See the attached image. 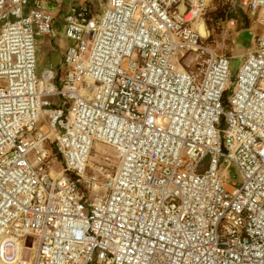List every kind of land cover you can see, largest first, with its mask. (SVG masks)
Returning a JSON list of instances; mask_svg holds the SVG:
<instances>
[{
  "label": "built area",
  "instance_id": "2783aa9c",
  "mask_svg": "<svg viewBox=\"0 0 264 264\" xmlns=\"http://www.w3.org/2000/svg\"><path fill=\"white\" fill-rule=\"evenodd\" d=\"M102 1L0 0V261L264 264V0L239 2L263 35L236 78L197 28L210 0Z\"/></svg>",
  "mask_w": 264,
  "mask_h": 264
},
{
  "label": "rangeland",
  "instance_id": "374dc122",
  "mask_svg": "<svg viewBox=\"0 0 264 264\" xmlns=\"http://www.w3.org/2000/svg\"><path fill=\"white\" fill-rule=\"evenodd\" d=\"M89 5H95L102 13L105 9V3L102 0H87ZM240 0H210L209 7L204 15L205 27H203V36L207 35L209 44L221 54H226L231 58L233 78H236L240 67L242 66L245 56L255 48L256 37L263 35V30L257 22V28H250L247 30H240L241 23L245 19L246 8L240 5ZM232 15V16H231ZM231 20L237 21V26L230 25ZM253 24V23H252ZM63 24L59 25L60 29L56 32V42L61 39L63 35ZM256 26V23L252 25ZM39 70L44 66L56 62L53 53L49 51L50 38H39ZM61 43V42H60ZM60 46L59 48H61ZM60 55V54H59ZM192 59L187 58L183 61L184 65L191 64ZM42 125H47V121L42 119ZM96 151H107L115 161L116 152L113 148L102 143H97ZM224 168V167H223ZM52 172L58 174L61 172V167L54 165ZM225 182L227 184H239L242 182L240 173L231 167L225 174ZM21 245L24 249L23 256L26 259H31L34 250L37 248L38 239L32 235L21 239Z\"/></svg>",
  "mask_w": 264,
  "mask_h": 264
},
{
  "label": "crops",
  "instance_id": "0c3cea01",
  "mask_svg": "<svg viewBox=\"0 0 264 264\" xmlns=\"http://www.w3.org/2000/svg\"><path fill=\"white\" fill-rule=\"evenodd\" d=\"M87 2H88L87 0H51V5H53V7L56 8V9L59 8L60 10H67V9H69L71 7H76V6H80V5H88ZM245 16L250 21V28L252 27V28H257L258 29L257 22L252 20V19H250L246 12H245ZM252 23L253 24L256 23V26L253 27ZM59 29H60V27L57 26L56 32L59 31ZM56 32H55V35L52 38H50L51 39V42H50L51 44H50V47H49V51L53 53L54 57H57L56 58V62H52L51 63L53 65H59L60 63H62L63 54L65 53V51H66V49H67V47L69 45V42L66 40V38L64 36V32H63V35H62L61 39H59V41L56 42ZM60 46H62V47L59 48ZM231 58H232V56H231Z\"/></svg>",
  "mask_w": 264,
  "mask_h": 264
},
{
  "label": "trees",
  "instance_id": "16d2710c",
  "mask_svg": "<svg viewBox=\"0 0 264 264\" xmlns=\"http://www.w3.org/2000/svg\"><path fill=\"white\" fill-rule=\"evenodd\" d=\"M249 28H250V21L247 19V17H245L244 21H242V23H241V29L240 30H247ZM228 95H229V92H226L224 95V102L227 101Z\"/></svg>",
  "mask_w": 264,
  "mask_h": 264
},
{
  "label": "bare ground",
  "instance_id": "6f19581e",
  "mask_svg": "<svg viewBox=\"0 0 264 264\" xmlns=\"http://www.w3.org/2000/svg\"><path fill=\"white\" fill-rule=\"evenodd\" d=\"M202 27H205L204 23L202 21H198L197 28H198L199 33L201 34V36H203L202 33H204V30H203ZM205 29H206V27H205ZM207 35H208V32H207ZM207 35L206 36H203V37H207ZM0 264H5V263H3V262L0 261Z\"/></svg>",
  "mask_w": 264,
  "mask_h": 264
}]
</instances>
